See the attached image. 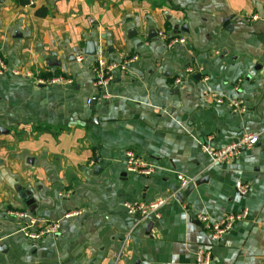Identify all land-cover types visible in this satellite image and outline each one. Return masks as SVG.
<instances>
[{
  "label": "crops",
  "instance_id": "0c3cea01",
  "mask_svg": "<svg viewBox=\"0 0 264 264\" xmlns=\"http://www.w3.org/2000/svg\"><path fill=\"white\" fill-rule=\"evenodd\" d=\"M161 32L185 43L169 46ZM88 42L95 56L85 55ZM100 54L137 60L97 93L91 66ZM0 59V264H194L209 241L197 215L216 220L243 208L248 220L213 247L212 264H264V0H5ZM186 67L202 70L174 84ZM58 76L71 85L38 83ZM96 93L109 97L86 119ZM235 100L243 113L227 107ZM10 126L23 142L10 141ZM252 133L257 145L231 164L201 150ZM11 145L20 152L6 159ZM127 150L155 172L126 173ZM17 157H27V171L6 167ZM177 175L191 181L183 191ZM237 181L249 184L247 194L236 193ZM18 188L30 193L33 213ZM157 199L165 200L157 220L123 208ZM13 211L59 231L29 242Z\"/></svg>",
  "mask_w": 264,
  "mask_h": 264
},
{
  "label": "built area",
  "instance_id": "2783aa9c",
  "mask_svg": "<svg viewBox=\"0 0 264 264\" xmlns=\"http://www.w3.org/2000/svg\"><path fill=\"white\" fill-rule=\"evenodd\" d=\"M256 18V17H254ZM157 37L167 40L169 46L175 44H184L185 41L182 38H169L166 37L162 32L157 34ZM80 59H78L79 61ZM137 57H131L121 61L120 63H115L109 61L104 55L100 54L96 57V61L91 66L92 74V85L93 88L98 92L100 90L106 89L110 82L115 78V72H126L129 64L135 62ZM202 69L196 67H186L183 70V75L175 79L174 84L181 85L182 79L184 77H190L196 73H200ZM6 71V67L2 60L0 59V74ZM13 75L18 73L12 71ZM40 84H61V85H71V80L66 79L62 76H58L51 79L39 80ZM96 93V95H97ZM108 95L101 94L100 98L97 96L92 97L87 100V104L95 102L96 100L108 99ZM204 99H211L215 105L224 104L223 99L215 98L212 99L208 93L203 95ZM227 107L233 113H243L245 111V106L242 101L235 100L227 102ZM259 139L258 133H252L245 135L237 141H231L222 148L214 149L208 148L204 145L201 150L206 154L211 162L216 165H228L233 163L241 154L243 150L250 149L257 145ZM94 162L91 161L90 165ZM124 169L126 173H133L138 176L148 177L155 172L154 165L148 163L137 155L132 150H127L124 152ZM179 181V190L183 191L186 189L191 181L183 177L182 175H177ZM235 191L238 195H245L249 191V184L241 181L235 183ZM165 204V200L157 199L150 203L144 202H134V203H124L123 208L128 215H139L142 220H157L161 217L160 209ZM80 211H75L65 218L80 215ZM9 216L13 218L18 226L19 233L29 242L39 241L48 236H55L59 231V223L57 222H46L40 221L31 216L26 211H13L9 213ZM249 218V211L246 208L240 211L228 213L216 220H211L207 215H197L196 220L199 223L203 233L208 237V244L199 247L194 255V264H212L213 261V247L219 242L223 241L224 237L228 235L234 226L242 221H246Z\"/></svg>",
  "mask_w": 264,
  "mask_h": 264
},
{
  "label": "water",
  "instance_id": "95a60500",
  "mask_svg": "<svg viewBox=\"0 0 264 264\" xmlns=\"http://www.w3.org/2000/svg\"><path fill=\"white\" fill-rule=\"evenodd\" d=\"M5 0H0V5L4 3ZM152 36V35H151ZM154 36V35H153ZM150 37V36H149ZM85 55L87 56H95V49L94 45L92 42L86 43V48H85ZM93 110V102L89 103L87 110L85 111V117L86 119H89ZM101 171V168L96 167L94 170V173H98ZM194 185H191L186 191L183 193L179 194L180 196H187L191 190L193 189ZM20 199L24 201L25 206L28 208L29 212L33 213L35 206L33 205V201L31 200V195L28 191L22 190L21 188L17 189ZM152 227V224H148L147 230H146V235L149 234L150 229Z\"/></svg>",
  "mask_w": 264,
  "mask_h": 264
},
{
  "label": "rangeland",
  "instance_id": "374dc122",
  "mask_svg": "<svg viewBox=\"0 0 264 264\" xmlns=\"http://www.w3.org/2000/svg\"><path fill=\"white\" fill-rule=\"evenodd\" d=\"M3 72H7V70L6 71H3ZM11 74H12V71H11ZM0 125L6 126L1 121H0ZM11 127H13V126H10V127H7V128L12 131V128ZM17 134H20V132L19 133L18 132H14V131L11 132V140H10L11 142L18 143L19 141H22L23 142L25 140V138L20 139L19 135H17ZM1 139L2 138L0 136V141H1ZM14 148L15 147L12 146V145L7 147V149L5 150L6 153H7L5 155L6 159L10 156V154H13L14 156H17L19 154L20 150H14ZM23 158H25V159H21L20 157L19 158L18 157L15 158L14 159V162L11 163V164H6L7 165L6 167L9 168V169H13L14 168V170L15 169L16 170L22 169V170H26L27 171L29 169L28 165H26V159H27V157H23ZM3 159H4L3 156L0 155V166H3V162H4ZM8 159H10V158H8Z\"/></svg>",
  "mask_w": 264,
  "mask_h": 264
},
{
  "label": "trees",
  "instance_id": "16d2710c",
  "mask_svg": "<svg viewBox=\"0 0 264 264\" xmlns=\"http://www.w3.org/2000/svg\"><path fill=\"white\" fill-rule=\"evenodd\" d=\"M13 2H14L16 5H18V6H24V5L29 4V0H13ZM42 11H43V12H42ZM36 14H37V16H44V15H46V12H45L44 9H43V10L41 9V10L37 11ZM42 77L49 78L50 75H48V76H43V75H42Z\"/></svg>",
  "mask_w": 264,
  "mask_h": 264
}]
</instances>
